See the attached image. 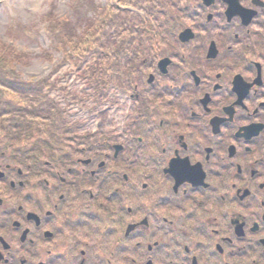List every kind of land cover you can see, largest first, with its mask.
I'll return each mask as SVG.
<instances>
[{"label": "flooded vegetation", "instance_id": "af4514ba", "mask_svg": "<svg viewBox=\"0 0 264 264\" xmlns=\"http://www.w3.org/2000/svg\"><path fill=\"white\" fill-rule=\"evenodd\" d=\"M254 2L258 13L254 25L262 27L256 32L263 45L255 52L260 65L248 59L251 52H234L230 57L237 60L246 81L252 83L257 73L261 79L256 77L243 103L234 105L229 123L218 134L212 132L210 118L225 116L223 106L235 96L229 76H211L210 82L209 73L208 83L201 87L198 83L196 93L180 102L176 114L184 129L180 126L173 133L160 131L161 121L138 123V134L130 140L135 151L130 155H138L135 162L145 168L148 186L157 189L142 194H153L149 206L141 208L134 201L132 217H141L130 221L134 225L130 233L124 231L130 210L119 183L101 178L93 184L77 181L87 173L94 176L83 168L41 167L36 171L46 181L38 183L36 196L0 201V264H264L260 243L264 239V6ZM244 46L248 50L250 45ZM201 93L209 95L207 111ZM250 123H260L261 130L256 135L257 130L246 133L254 135L247 140L240 138L236 131ZM228 141L234 148L226 156L222 148ZM171 154L186 156L191 163L199 161L208 185L185 182L174 190L173 179L164 170ZM0 169L4 181L11 168L0 164ZM219 170L228 176L220 180ZM241 173L237 184L234 176ZM102 177L110 180L114 174ZM243 187L248 188L245 195L239 190ZM236 214L243 223L240 231L230 223Z\"/></svg>", "mask_w": 264, "mask_h": 264}, {"label": "rangeland", "instance_id": "374dc122", "mask_svg": "<svg viewBox=\"0 0 264 264\" xmlns=\"http://www.w3.org/2000/svg\"><path fill=\"white\" fill-rule=\"evenodd\" d=\"M80 2L81 0H0V66L4 69L11 68L23 78L32 79L40 78L43 76H50V80L52 82L58 83L59 89L63 88L62 92L51 94L57 102H62L61 107L66 111V118L72 123H78L79 127L82 125L88 124L87 130L92 131L93 127H95V122L92 121V117L95 114L99 113V110H107L108 112H116V115L120 116V126H116L120 131L119 134H113L109 139L112 141H122L124 138V133L128 128L127 118L128 114L126 113V109L129 105V100L125 101V96L120 98V102L116 105V95H111V89H109L108 93L111 95L110 99L105 100L102 104L97 106V112L90 113L89 109L83 113L78 109V102L83 103L85 109L93 104L92 99L89 98L88 89L85 88V85L82 83L83 81L80 79V75L77 70L72 68V64L67 58L68 53L72 54V51L80 47V43H82L86 36L84 35V31L90 33L91 27L89 26L88 20L91 22L93 19L100 20L102 16V12H107L108 9L114 8L117 5V0H94L97 9L96 13H89V18L85 22L80 25L77 29L76 37L79 40L72 41L70 43L64 44L63 47H55L52 41H49L47 36L45 35L43 29L46 22H49L48 29L50 27L54 28L58 22L63 21L67 22V20H72L74 17L73 11L76 7L75 3ZM244 4L249 5V0H242ZM135 12L128 13L131 22H134L138 25L140 24V14L138 11L133 10ZM123 15V14H122ZM126 16V15H125ZM262 22V18L259 19ZM93 26L97 24V22H92ZM88 26V27H87ZM74 40V39H73ZM79 42V43H78ZM11 43L13 45V50H19L17 52L19 57H15L18 60L11 59L7 60L9 57V51H6L5 45ZM262 43V42H261ZM261 43L259 40H255V47L251 51V54L248 55V59L257 61V57L255 56V52L261 50ZM16 49H15V48ZM229 50L234 49L235 47L230 42L225 45V49ZM10 49V48H9ZM10 49V50H12ZM251 50V47H250ZM253 52V53H252ZM177 53L181 54L182 52L177 51ZM227 54H231L228 52ZM245 54H248L246 51ZM16 56V55H15ZM28 59V60H26ZM5 60V62H4ZM25 60V61H20ZM176 63L182 69L185 64L180 63V59L176 61ZM227 67L225 70L220 67L213 65L212 63L208 68H205L204 71H208L216 75L218 72H224L226 74H230L231 76L235 74L239 67L232 66L229 62L225 63ZM213 65V67H211ZM180 69V70H181ZM243 74V72H241ZM229 75V77H230ZM58 86L55 88V92L58 90ZM65 91L69 92V95L64 93ZM107 102L111 104L108 105ZM115 105L116 109L112 105ZM63 105V106H62ZM90 108V107H89ZM81 114V115H80ZM109 114V113H108ZM113 117V116H111ZM73 119V121L71 120ZM87 119V121H85ZM118 120V119H117ZM108 122V121H107ZM113 122V118L111 120ZM185 128V124L181 122L182 130ZM69 140V136L65 137ZM63 145L65 144L62 143ZM1 146L3 144L1 143ZM28 145L21 146L23 150L27 148ZM195 159V158H194ZM132 171V170H131ZM220 172V170L218 171ZM137 173V172H136ZM228 176V172L225 173ZM40 178V177H39ZM38 177L30 176L28 177V186H32L36 184ZM23 191L30 192L33 196H36L37 191L34 189H30V187L24 188ZM154 190H151L150 193H153ZM17 197H12L14 199ZM153 194L150 197H144L142 195L138 196L136 201L137 206L141 208H145L149 206L153 200ZM141 217L140 214L128 219L129 221L133 220L135 217Z\"/></svg>", "mask_w": 264, "mask_h": 264}, {"label": "trees", "instance_id": "16d2710c", "mask_svg": "<svg viewBox=\"0 0 264 264\" xmlns=\"http://www.w3.org/2000/svg\"><path fill=\"white\" fill-rule=\"evenodd\" d=\"M123 1V0H121ZM194 1V0H190ZM126 6H134L129 0H126L124 2ZM136 7V6H134ZM81 17L79 16L77 18L76 23H80ZM180 21V20H179ZM101 27L100 33L92 40V43L88 45L86 48H82L78 51L77 56H79L81 61H84L85 58H87L90 55L93 56V65L89 68L93 71V74L90 78L94 79L93 77L97 74L99 75L95 77L96 80L100 79L104 73V71H109L114 69L116 67L115 61L116 59L113 57V55L116 54V51H112V47H115L116 44V38L113 33L116 32V29H119V25L122 24V21L120 19V16L118 13H114L113 16L106 20V22L103 23ZM145 29L146 26H143ZM58 29V36L57 34H54V30L51 31L50 37L51 40L56 44L60 45L61 41L60 39H66L68 41V38L70 35L74 32L75 26L70 23L63 24L62 22L58 23L57 27ZM109 49V53H111L109 58H103L101 57V53L99 51ZM106 51V52H108ZM11 54H15L13 51H11ZM5 62V60H4ZM129 64L128 71L132 73H138V70L134 71L133 66H131L130 63H126V65ZM134 71V72H133ZM96 74V75H95ZM42 84H46V82H23L20 79L17 78L13 74V72L4 69L0 66V115H3L6 109H12L11 107H6L7 104H10L13 102L14 97H11L7 91L12 92L14 95H18V101L25 103L27 106L31 104H38L40 102L43 103V110L45 112V117L48 119H52L53 115L56 117V119L60 118L59 113L54 114L53 111V104L50 102L45 94L41 93ZM97 85V84H96ZM128 86V85H127ZM25 97V98H24ZM37 111V110H35ZM40 114H36L35 117L37 118Z\"/></svg>", "mask_w": 264, "mask_h": 264}]
</instances>
